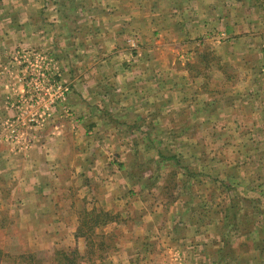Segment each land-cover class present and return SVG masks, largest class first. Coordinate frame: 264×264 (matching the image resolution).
<instances>
[{"label":"rangeland","instance_id":"rangeland-1","mask_svg":"<svg viewBox=\"0 0 264 264\" xmlns=\"http://www.w3.org/2000/svg\"><path fill=\"white\" fill-rule=\"evenodd\" d=\"M204 1L198 0L193 6V8H198L199 14L194 12V20L191 22L196 30L187 39L193 44H189V51L184 53L186 59L174 64L161 62L157 65L161 69L174 66L178 70L177 75L171 78L174 83L177 82V95L169 92L168 104L163 106V112L156 110L151 115V111L147 114L141 110L133 111L135 106L131 100L126 102L127 107L125 106L129 111H120L116 109V102L111 97L112 109L105 111L103 118L98 119L104 122V119L122 121L124 118L130 123L115 126V130L110 127L106 129L105 124H97L95 119L99 115L96 109L93 110L98 102L104 101L101 94L94 96V101H91L92 108L87 112H80L70 105V99L76 96L79 84L77 82L81 80L80 78L74 84L66 82L62 75L64 72L60 73L62 68L59 65L58 68L56 67L57 75L54 73L57 80L56 109L51 108L53 112L48 110L50 108L43 109L42 106L43 103L48 104L49 94H54V91L48 90L47 79L46 82L43 79L41 81V88L46 87L44 89L49 93L42 90L39 94L40 100L38 101L41 107L38 109L40 111H38L37 119L40 123L46 126L50 121L53 123L59 119L66 120L74 136L78 137L83 133V136L94 138L90 151L99 149L103 152L106 158L104 163L107 162L106 170H110L109 163L111 162H115V167L120 168L122 175H117L118 185L121 180L128 183L123 189L124 183L121 185L118 190L119 205L117 203L118 207L115 206V209L110 211L118 218L117 225L115 227L106 226L104 229L111 237L108 238L111 240L108 243H112L113 246L108 247L103 252L104 257L95 264H115L116 261H113L115 259H119L118 264H120L128 258L130 264H145V262H140V256H136V251L139 252V247H144L145 237L148 234L154 240L150 243L154 251L152 256L155 257L153 264H166L167 261L174 262L170 264H180V259L182 264H185L186 260L190 264L194 263L196 255L192 256L189 253L193 251V244L181 241L179 238L194 239L198 242L194 243L197 249L201 244L213 241L210 253L214 257L220 253L223 254L225 264H239L234 260L238 253L242 256L241 263L243 264L250 262L264 264V213L252 210L256 204L264 207V40L260 41L261 43L257 41V38L264 34V12L253 11L256 1L252 3V0H243L246 2L243 6L239 0H215L209 4ZM256 7L262 9L264 3L259 0ZM258 22L263 26H257ZM205 23L208 24L205 25ZM175 35L176 44L185 36L178 32ZM246 35L249 37L247 38ZM158 39L161 37L155 39V43ZM137 49L140 48L136 45ZM161 49L171 52L170 54L165 53L166 56L179 55L176 48L174 52L168 47ZM209 51H214L215 61L210 63L208 70L202 65L195 67L197 70L199 68L202 73L196 77L192 76L189 71L190 64H196L199 52L208 53ZM30 56L31 61L27 60L29 56H23L27 60L28 73L35 71L43 74L48 70L47 64L35 63L32 61V55ZM124 59L131 62L126 57ZM216 61L221 62L225 76L228 75L231 78L227 85L221 88L215 86L217 78L223 76V69L218 67ZM125 64L122 63V67H125ZM95 74V71L91 73V75ZM204 74L212 77L206 79ZM111 85L114 87L112 83ZM112 86L109 88L112 89ZM64 88H69V90L64 91L67 90ZM205 88L224 92L216 94V91H212L211 97L204 91ZM103 93L107 92L103 89ZM206 99L211 102L213 115L202 112L203 102ZM146 122L152 125L148 127ZM184 124L194 126L185 133L187 134L185 136L190 138L175 140L171 137L172 135L167 136L166 133L171 130L179 134ZM80 125L84 128L81 129ZM149 130H151L152 140L169 137L168 147L174 152L182 153L181 162L183 163L193 160L191 154L198 155L199 153L202 156L198 170L204 172L207 177H203L200 182L193 183V186L181 184L182 189L175 195L179 197L176 202L170 203V199L164 196L159 188L140 192V186L135 185L134 181L127 177V172L132 169L140 170L137 163L144 161L148 164L149 158L156 154L157 143L150 145L147 140L146 133ZM116 133L118 136L114 137ZM175 141H179L181 146L177 147L179 145L174 143ZM241 142L245 145H252L256 151H248L247 148L242 151L239 146H235ZM138 152V158L134 159L133 155ZM251 152L253 153L248 156ZM193 161L196 162L195 159ZM162 170L163 172L169 171L168 167ZM107 172L102 177L99 188L109 180L107 175L111 174ZM225 183L233 190H228ZM76 194L73 199L80 204L79 216H88L87 211L90 212L92 209L102 210L98 205L92 206L97 201L92 193L85 197L82 193L81 197L75 199ZM235 194H238L235 197L238 203L235 208L230 209L231 199ZM254 196L260 197L261 203L252 201L251 198ZM106 197L110 198V195ZM98 202L100 204V200ZM122 209L124 211L121 213ZM235 212L238 213L236 217ZM4 224V229H0V250L7 258L4 255L1 256L0 264H22L18 255L26 252L25 242L22 236L18 237L19 233L14 223L5 221ZM172 230L175 234L173 237L177 239L170 240L168 237ZM238 231L245 235L241 242L233 238L237 237ZM131 235L135 238L132 243L129 240ZM207 236L211 239L208 240ZM170 243L171 246L168 245ZM233 245L237 247L233 249ZM117 246L121 251V257L120 254L113 253ZM176 246L179 247V256L176 255ZM172 249H174L173 252H171ZM17 250L19 253H14ZM70 251L72 250H68ZM183 251L184 256H182ZM35 254L39 260L47 259L50 262L54 256V253L50 255L39 251ZM134 259L137 261L135 262ZM50 262L46 261L45 264H50Z\"/></svg>","mask_w":264,"mask_h":264},{"label":"crops","instance_id":"crops-1","mask_svg":"<svg viewBox=\"0 0 264 264\" xmlns=\"http://www.w3.org/2000/svg\"><path fill=\"white\" fill-rule=\"evenodd\" d=\"M205 1L209 4L215 0ZM239 1L241 6L246 4L243 0ZM197 2L0 0V130L7 119L18 115L13 106H18L21 97L31 92L28 78L33 72L28 73L26 68V61H31L30 55L33 62L45 59L55 74L59 65L66 82L74 84L77 79H81L77 82L81 85L78 84L75 98H71L72 101L70 99V105L78 111L87 112L92 108L94 96L101 94L104 101L98 102L93 110L96 109L99 115L95 119L97 124H105L106 129L110 127L115 130V126L130 123L123 116V122L116 119H104V122L99 120L105 111L112 109L111 97L116 102V109L120 111H129L126 102L131 100L135 106L133 111L141 110L146 114L151 111V115L156 110L163 112V106L168 104L169 92L177 95V82L174 83L171 78L177 75L178 70L174 66L161 69L157 65L161 62L174 64L186 59L184 53L189 51V44H193L187 39L196 30L191 22L194 20V12L199 14L198 8H193ZM254 6L253 11L264 12V8L262 10ZM257 26L263 24L258 22ZM177 32L185 36L176 44ZM158 37L161 39L155 43ZM263 40L264 34L257 38L259 43ZM136 45L140 49L136 50ZM162 46L173 52L176 48L179 55L166 56L165 53L171 52L163 51ZM24 55L29 56V59L25 60ZM125 57L131 62L125 60ZM122 63H126L125 67H122ZM94 71L96 74L91 75ZM101 88L107 93H103ZM55 107L47 109L53 112ZM27 118L28 115L20 116L24 123L29 122ZM51 123L44 126L37 119L18 142L0 136V229H4L5 221L14 223L18 237L22 236L25 242L26 251L51 255L59 249L67 252L78 249L83 254L87 242L84 236H77L81 216L80 204L73 199L74 195L77 193L76 199L82 193L83 197L92 193L97 200L93 207L98 205L102 210L112 211L117 203L119 205L118 190L123 183L122 189L128 183L120 179L118 185L117 175H122L120 168L111 162L110 170H106L107 162L104 163L106 158L103 152L99 149L90 151L94 138L83 136L82 132L81 136H74L66 120L59 119ZM146 124L148 127L152 125L149 122ZM79 127L84 128L83 125ZM133 158H138V153ZM106 172L111 174L107 175L109 180L99 188ZM162 184L160 182V186ZM109 195L110 198L106 197ZM116 225L117 222H112L108 227ZM173 232L169 233L170 240L177 239L173 237ZM244 237L238 231L237 237L233 238L241 242ZM149 238L148 234L144 247L136 251L140 262L145 264L155 263L150 244L154 240ZM206 238L211 239L210 236ZM134 239V235L129 237L131 243ZM179 240L193 244V251L189 253L196 255V261L192 264H225L223 254L214 257L210 253L213 241L203 243L197 249L194 243L198 242L194 239ZM168 245L171 246V243ZM236 247L233 245V249ZM117 249L114 254H120L118 246ZM182 254L185 255L184 251ZM176 255H180L178 246ZM241 257L238 253L234 260L240 264ZM118 260L113 261L118 264ZM129 261L128 258L120 264H130ZM170 263L174 262H166ZM185 264L190 262L186 260Z\"/></svg>","mask_w":264,"mask_h":264},{"label":"trees","instance_id":"trees-1","mask_svg":"<svg viewBox=\"0 0 264 264\" xmlns=\"http://www.w3.org/2000/svg\"><path fill=\"white\" fill-rule=\"evenodd\" d=\"M258 1L259 0H252V3L255 2L254 5H257ZM260 1L261 3H264V0H260ZM229 31H231V29H229ZM214 54H215L214 51H209L208 53L199 52L198 53L199 58L196 64L195 63H193L192 65L190 64L189 71L192 73V76L196 77L198 75H201L202 73L201 70L199 68L198 70L195 69V67L199 65L204 66L208 70L210 68L209 67L210 63L215 61L216 56ZM215 63L218 65V67L220 66V69H223L222 71L223 76H219L217 78V82L215 83V86L221 88L227 85L228 80H230L231 78L228 75L225 76L224 74L225 71L220 61L219 63L217 61ZM204 77L206 79H210L212 76L208 74H204ZM204 86L206 85L204 84ZM204 91L210 96L213 93L212 91L214 92L216 91L215 92L216 94H222L224 92L222 90H208L206 88L204 89ZM203 104L204 105L202 112L208 113L209 115L210 114L213 115L214 112L212 111L210 100L207 99L204 100ZM192 127L194 126L189 124H184L181 127L182 130L179 134H177L176 131H172V130L166 134L167 136L169 134L172 135L171 137L175 140H177V138L188 139L190 137L185 136L187 135L185 133H187L189 129H191ZM150 132L151 130H149L148 133H146L148 142L150 143V145L157 143V146L155 147L156 150L155 156L149 158L148 164L147 162L144 161L139 164L137 163V165L140 166V170H137L138 171L137 172L132 169L130 172H128L127 177L130 180L134 181L135 185L140 186L141 189L140 192H143L144 190H152L154 188H159L160 192L164 196H167L168 199H170V203L176 202L179 199V197L175 195L182 189L183 186H181V184L185 186L188 185L193 186V183L200 182V180L203 177H207L204 174V172L198 170L199 169L198 165H200L199 164L201 162L200 158L202 156H200L201 154L199 153L198 155L191 154L193 160L195 159L196 162L194 163V161L191 160V162L183 163L181 162L182 153L174 152L168 147V143L170 141L169 137L167 139L163 137V138H159L158 140L157 138H154L152 140ZM174 143L179 145L177 147L181 146L179 141H175ZM235 146H239V149H241L242 151L245 148H247L248 151H254V152L256 151V148H254L252 145L250 144L245 145L243 144V142H241L240 144H236ZM252 153L253 152L248 153V156H250ZM151 164L153 165L151 166ZM164 167L165 168L168 167L169 171L167 172L165 170L167 173L163 172L162 169H165ZM161 181H163V184L160 186ZM225 186L228 190H233L226 183ZM236 196H238V194L232 196L231 199L232 206L230 209L235 208L237 206L238 202L236 203V198H235ZM251 200L255 202L258 201L259 203H261V201H259L260 197L258 196L252 197ZM252 210L258 213H264V207L259 206L258 204L253 206ZM87 212L86 213L88 216L81 217L78 228V234H77V236H84L86 238L87 250L85 251V253L82 254L77 249H74L70 252H67L66 250L63 249H59L54 252L52 262H50L47 259L39 260L35 252H31L28 250L26 252H23L22 255H18L22 264L24 262H27V264H45L46 261L50 262V264H95L96 261L102 259L104 257L103 252H105V250L108 247L110 248L111 245L113 246L112 243L111 244L108 243L111 242V240L108 239L111 237L109 236V234H107V232L104 231V229L110 223L118 222V218L114 216L110 211H105V210L98 211L97 209H92L90 212L89 211ZM237 215L238 213L235 212V217ZM99 231L100 233H98ZM3 255L4 254L0 251V257Z\"/></svg>","mask_w":264,"mask_h":264},{"label":"built area","instance_id":"built-area-1","mask_svg":"<svg viewBox=\"0 0 264 264\" xmlns=\"http://www.w3.org/2000/svg\"><path fill=\"white\" fill-rule=\"evenodd\" d=\"M47 64V71L43 74L36 73L35 71L30 76L29 82H30V90L29 94L22 96L21 99L18 101V106H13L15 110H17V114L14 117H10L9 119L4 122L3 127L0 130V136L4 138L5 140H9L11 142H18L19 139H21L26 133L27 129L32 128L33 122H37V119L35 120V117L37 118L38 115V109L41 107L38 100H40L39 94L40 91L45 90L44 88H41V81L46 82V79L48 80V90H53L54 94L50 95V101L48 104L43 105L45 108H50L51 106L54 107L56 104V97H55V89L57 88V80L56 76L54 75L55 72L52 71V67H49V63L45 61V59L42 60L40 58L38 61L36 60L35 63H41ZM52 74V76H51ZM57 75V74H56ZM35 85V86H34ZM31 86H34L36 88H31ZM68 91L69 88H64ZM48 90H45V93H49ZM42 106V107H43ZM22 115H28L27 120L28 123L22 122V119H20V116ZM30 119V120H29Z\"/></svg>","mask_w":264,"mask_h":264}]
</instances>
